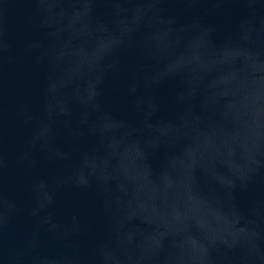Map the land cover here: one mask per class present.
<instances>
[{
	"label": "water",
	"instance_id": "obj_1",
	"mask_svg": "<svg viewBox=\"0 0 264 264\" xmlns=\"http://www.w3.org/2000/svg\"><path fill=\"white\" fill-rule=\"evenodd\" d=\"M0 264H264V0H0Z\"/></svg>",
	"mask_w": 264,
	"mask_h": 264
}]
</instances>
